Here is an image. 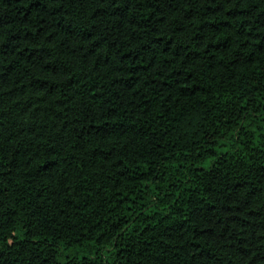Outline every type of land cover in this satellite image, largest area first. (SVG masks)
Wrapping results in <instances>:
<instances>
[{"label":"trees","instance_id":"1","mask_svg":"<svg viewBox=\"0 0 264 264\" xmlns=\"http://www.w3.org/2000/svg\"><path fill=\"white\" fill-rule=\"evenodd\" d=\"M0 264H264V0H0Z\"/></svg>","mask_w":264,"mask_h":264}]
</instances>
